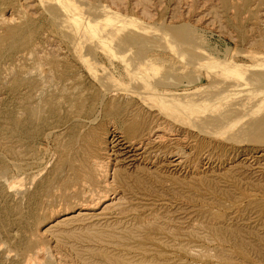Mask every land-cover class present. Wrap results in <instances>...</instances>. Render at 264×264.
Masks as SVG:
<instances>
[{
    "label": "rangeland",
    "instance_id": "1",
    "mask_svg": "<svg viewBox=\"0 0 264 264\" xmlns=\"http://www.w3.org/2000/svg\"><path fill=\"white\" fill-rule=\"evenodd\" d=\"M54 1L0 0V264H264V0Z\"/></svg>",
    "mask_w": 264,
    "mask_h": 264
},
{
    "label": "bare ground",
    "instance_id": "2",
    "mask_svg": "<svg viewBox=\"0 0 264 264\" xmlns=\"http://www.w3.org/2000/svg\"><path fill=\"white\" fill-rule=\"evenodd\" d=\"M60 1H62V0H60ZM60 1H59V0H56V1H54V4H55V5H56V4L59 5L58 3H60ZM79 1H81V0H79ZM48 2H49V1H48ZM57 2H58V3H57ZM62 2L64 3V1H62ZM69 2H70V1H69ZM63 3H61V4H62L61 7L63 6ZM70 3H71V2H70ZM75 3H76L77 5L79 4V3H77V2H75ZM75 3H74V4H75ZM84 3H85V2H84ZM49 4H50V3H49ZM52 4H53V1H52ZM64 4H65V3H64ZM67 4L69 5L68 2H67ZM67 4H66V5H67ZM81 4H82V1H81ZM57 5H56V9L59 8V7H57ZM80 6H81V5H80ZM61 7H60V8H61ZM63 7H64V6H63ZM72 7H73V6H72ZM60 8H59V10H60ZM65 8H66V7H65ZM65 8H64V9H65ZM70 8H71V7H70ZM70 8L68 9V11L70 10ZM74 8H77L76 5H75ZM78 8H80V7L78 6ZM56 9H55V10H56ZM66 9H67V8H66ZM74 10H75V9H74ZM74 10H72V11H74ZM85 10H86V9H85ZM83 11H84V10H83ZM87 11H89V10H87ZM66 12H67V10H64V11L61 10V12L56 10L54 13H56V16H57L56 18H58V16H59V17H60L59 20H63L64 16L67 15ZM77 12H78V10H77ZM95 12H96V11H95ZM68 13H69V12H68ZM70 13H72L71 10H70ZM70 13H69V14H70ZM100 13H101V11H100ZM73 14H74V13H73ZM75 14H76V13H75ZM90 14H91V13H89V15H88V17H87L88 19H91V18H89ZM52 15H53V14H52ZM86 15H87V14H86ZM67 16H69V15H67ZM80 16H81V15H80ZM93 16H94V15H93ZM110 16H111V15H110ZM110 16H109L108 18L106 17V18H107L106 20H110L111 23H112V22L114 23L113 20H115V19H114L115 16H114V18H112L113 16H112V17H110ZM70 17H71V14H70ZM91 17H92V16H91ZM75 18H76V17H75V15H74V19H73L74 21H72V18H67L68 20H63L62 22H61V21H60V22L63 23V26H65V27H66V26L72 27L73 25H76L77 21L79 22V20H80V19L77 20V19H75ZM78 18H79V17H78ZM94 18H95V17H94ZM64 19H65V18H64ZM69 19H70V22H69ZM82 19L84 20V16H83V18H81V20H82ZM112 19H113V20H112ZM116 20H119V19H116ZM86 21H88V20H86ZM94 21H95V20H94ZM123 21H124V20L120 21L121 25H119L118 27H117V25L112 24L113 27H115V29H120V30H116V31H117V34H118L119 31L121 32L122 30H124L123 32L126 33V30H125V29H127V28H126L127 26L125 27L124 24H126V22H123ZM80 22H82V21H80ZM84 22H85V20L83 21L82 27L84 26ZM101 22H102V21H101ZM110 22H109V23H110ZM85 23H86V22H85ZM98 23H99V21H98ZM122 23H123V24H122ZM129 23H131V26H130L129 24H127V25H129V27L131 28L133 22H130V20H129ZM86 24H87V23H86ZM104 24H105V23H104ZM115 24H116V23H115ZM135 24H136V22H135ZM93 25H94V24H93ZM96 25H97V22H96ZM99 25H100V23H99ZM136 25H137V24H136ZM184 25H186V24H184ZM134 26H135V25H134ZM172 26H173V25H172ZM182 26H183V25H182ZM189 26H190V25H189ZM60 27H61V26H60ZM69 27H68V28H69ZM73 27H74V26H73ZM79 27H80V25H79ZM82 27H80V32H81V29H84V27H83V28H82ZM87 27H88V26H86L85 28H87ZM96 27L99 29L98 26H96ZM139 27H140V25H139ZM141 27H142V26H141ZM141 27H140V28H141ZM146 27H147V26H146ZM170 27H171V25H170ZM176 27H177V29H178L179 26H176ZM185 27H186V26H185ZM101 28H103V24H102V27H101ZM134 28H135V27H134ZM140 28H139V29H140ZM173 28H174V27H173ZM173 28H171V29H172L173 31H174V30L176 31V28H174V29H173ZM183 28H184V27H183ZM66 29H67V28H66ZM74 29L76 30V28H74ZM89 29L91 30V29H92V26H91V28H89ZM103 29H104V28H103ZM115 29H114V30H115ZM132 29H133V28H132ZM144 29H145V28H144ZM147 29H148V28H147ZM169 29H170V28L167 29V32L169 31ZM187 29H188V26H187ZM64 30H65V29H64ZM70 30H71V28H70ZM94 30H95V29H94ZM94 30H93V32H89V34L91 33V35H93L94 32L96 31V33L94 34V36H96L97 40H99V41L102 40V41H103V42H101V43H100L99 41H97V42L100 43V44H102V45H103V43H104V45H107V47L110 46V48L113 49V54L115 53L116 55H119L120 52L123 53V51H125V50H122V49H121L122 51H119L120 48L117 49V46H118L119 44L117 45L116 41L113 40L114 38L111 39L112 35H111L110 33H109V34H110V35H109L108 32L106 31V33H107V34H106L105 32H102L103 30H102L100 33H98L97 30H95V31H94ZM99 30H100V29H99ZM67 31H68V29H67ZM67 31H66V32H67ZM86 31H87V30H85V32H86ZM104 31H105V30H104ZM136 31H137V30H136ZM136 31H135V32H136ZM148 31H149V30H148ZM175 31H174V32H175ZM181 31H182V30H181ZM181 31H180V32H181ZM80 32H79V34H80ZM123 32H122V33H123ZM169 32H170V31H169ZM18 33H19V32H18ZM69 33H72V35L75 34V33H73V30H72L71 32H69ZM82 33H83V32H81V35H82ZM137 33H138L139 35L136 34V33H134V32L131 33V35L133 36V39L135 38V36H136V37H138V36H143V37H144V34H143V33H145V37H146V33H147V32L144 31L143 33H142V32H141V33L137 32ZM178 33H179V32H178ZM84 34H85V33H84ZM127 34H128V36H127ZM134 34H135V35H134ZM167 34H168V33H167ZM175 34H176V33H175ZM179 34H180V33H179ZM179 34H178V35H179ZM188 34H191L190 36L192 37V35L194 34V32H191V33L189 32ZM72 35H71V36H72ZM75 35H77V33H76ZM114 35H115V34H114ZM123 35H124V33H123ZM125 35H126L127 37H126V36H125V37L123 36L122 39H125V40H127V39H128V40H129V39H132L131 36H130V38H129V35H130V34H129V31H127V33H126ZM13 36H14V35H13ZM87 36H88V35H87ZM110 36H111V37H110ZM120 36L122 37L121 33H120ZM183 36H184V38H186L185 36H187V35L183 33V35H182V40H183ZM188 36H189V35H188ZM75 37H76V36H75ZM83 37H85V36L83 35ZM113 37H114V36H113ZM165 37H166V36H165ZM70 38H71V37H70ZM86 38H87V37H85L84 39H86ZM140 38H141V37H140ZM140 38H139V40H140ZM174 38H175V37H174ZM194 38H196L195 35H194ZM74 39H75V38H74ZM89 39H90V37H89ZM137 39H138V38H137ZM137 39H136V40H137ZM143 39H144V38H143ZM153 39H154V38H153ZM176 39H178V37H176L175 40H176ZM186 39H187V38H186ZM201 39H202V38H201ZM72 40H73V38H72ZM79 40H81V39H79ZM144 40H145V39H144ZM151 40H152V39H151ZM165 40H166V39H165ZM179 40H181L180 37H179ZM184 40H185V39H184ZM184 40H183V41H184ZM187 40H188V39H187ZM202 40H203V39H202ZM73 41H74V40H73ZM75 41H76V40H75ZM75 41H74V42H75ZM87 41H88V39H87ZM196 41H197V40H196ZM32 42H33V41H32ZM70 42H71V41H70ZM77 42H79V41H77ZM149 42H150V41H149ZM164 42H165V41H164ZM187 42H188V41H187ZM26 43H27V42H26ZM131 43H133V42H131ZM142 43H143V41H142ZM189 43H191V39H190ZM72 44H73V43H72ZM78 44H79V51L76 50V49H77V47H76V49H75L76 51H75V52L78 51L79 53H81V56L85 57L86 60H87V57H89V56H87V55H88V53H89L90 51L88 52V50L86 49L87 47H84L86 44H82V43H78ZM81 44H82V45H81ZM96 44H97V43H96ZM100 44H99V45H100ZM127 44H128V43H127ZM134 44H135V43H134ZM172 44H173V42H172ZM178 44H179V42H178ZM187 44H188V43H187ZM83 45H84V46H83ZM129 45H130V44H129ZM132 45H133V44H132ZM175 45H176V42H175ZM184 45H185V43H184ZM189 45H190V44H189ZM197 45H199V44H197ZM73 46H74V45H73ZM125 46H126V45H125ZM133 46H134V45H133ZM145 46H146V45H145ZM122 47H123V46H122ZM139 47H140V46H139ZM103 48H104V47H103ZM197 48H198V47H197ZM86 50H87L88 53L86 52ZM91 51H92V50H91ZM145 51H146V50H145ZM107 52H110V51L107 50ZM31 54H32V53H31ZM111 54H112V53H111ZM79 55H80V54H79ZM89 55H90V54H89ZM93 55H94V54H93ZM124 55H125V54H124ZM146 55H147V54H146ZM90 56L92 57V54H91ZM110 56L113 57L112 55H110ZM147 56H148V55H147ZM32 57H33V56H32ZM111 57H110V58H111ZM120 57L122 58L121 53H120ZM120 57H119V58H120ZM123 57H125V56H123ZM33 58H35V57H33ZM93 58H94V57H93ZM110 58H109V59H110ZM125 58H126V57H125ZM127 58H128V57H127ZM42 59H43V58H42ZM81 59H82V58H81ZM94 59H95V58H94ZM91 60H92V59H91ZM122 60L125 61L124 59H122ZM126 60H127V59H126ZM128 61H129V60H128ZM86 62H87V61H86ZM90 62H93V60L88 62V66H89V67H90V66L92 67L94 64L92 65V64H90ZM94 62H95V64H96V61H95V60H94ZM125 62H126V61H125ZM125 62H124V63H125ZM263 62H264V61H263ZM97 63H98V62H97ZM122 63H123V62H122ZM127 63H128V62H127ZM89 64H90V65H89ZM125 64H126V63H125ZM43 65H44V64H43ZM126 65H127V64H126ZM133 65H134V64H133ZM242 65H243V64H242ZM88 66H87V68H88ZM130 66H131V65H130ZM130 66L128 65L127 68H129ZM134 66H135V65H134ZM35 67H36V66H35ZM44 67H45V65H44ZM91 67L89 68L90 71H92V70H91ZM96 67H97V66H96ZM135 67H136V66H135ZM234 67H237V65H236V66L234 65ZM238 67H239V66H238ZM240 67H241V65H240ZM243 67H244V66H243ZM245 67H246V65H245ZM36 68H37V67H36ZM67 68H68V67H67ZM94 68H95V66H94ZM127 68H126V69H127ZM137 68H138V67H137ZM263 68H264V67H263ZM24 69H25V68H24ZM33 69H35V68H33ZM92 69H93V68H92ZM96 69H97V68H95V70H96ZM130 69H131V71L133 72V73H132V76L134 75V77H131V76H130V75H131V72H129V70H128L127 72H129V73H130L129 76L135 80V79H136V78H135L136 75H135V71H134L135 68H133L134 70H132V68L130 67ZM38 70H39V69H38ZM260 70H261V69H260ZM260 70H259V71H260ZM40 71H41V70H40ZM45 71H46V70H45ZM263 72H264V71H263ZM39 73H40V72H39ZM91 73H92V72H91ZM129 73H128V74H129ZM58 75H59V74H58ZM41 77H44V75L41 76ZM133 79H132V81L134 82ZM43 80H44V79H43ZM155 80H156V79H155ZM176 80H177V79H176ZM241 80H243V79H241ZM231 81H232V80H231ZM29 82H30V81H29ZM42 82H45V81H42ZM176 82H177V81H176ZM107 83H108V82H107ZM135 83H136V82H135ZM135 83H134V84H135ZM226 83H227V82H226ZM43 84H44V83H43ZM122 84H123V82H122ZM162 84H163V82H162ZM44 85H45V84H44ZM108 85H109V84H108ZM118 86H119V85H118ZM133 86H134V85H133ZM139 86H140V85H139ZM173 86H174V85H173ZM199 86H201V85H199ZM211 86H212V85H211ZM214 86H215V85H214ZM214 86H212V88H213ZM50 87H51V86H50ZM134 87H135V86H134ZM121 88H122V87H121ZM139 88H140V87H139ZM143 88H145V87H143ZM204 88H207V87H198V89L195 90V91H188V89H184V90L181 91L180 93H177V92H176L177 94H176V97H175V98H176V100H178V101H177V102H178V103H177V106H179V105H178V104H179V101L181 102L183 99L186 100V101H188V103H190V100H191L192 97L195 95V93L200 92V90H202V89H204ZM208 88H210V87H208ZM212 88H210V89H212ZM128 90H129V89H128ZM137 90H138V89H137ZM137 90H135V91L138 92ZM144 90H145V89H144ZM149 90L151 91V92H150L151 94L149 93ZM149 90L147 91V89H146V91H147L150 95H152L153 91H152L151 89H149ZM140 91H141V88H140ZM142 91H143V89H142ZM146 91H145V92H146ZM31 92H32V91H31ZM145 92H142V94L144 93V94H143L144 97H146V96H145V95H146ZM155 92H157V94L159 95V97L162 96V95H160V94H164V92L162 93V90L160 91V89H159V90H155ZM249 92H250V91H249ZM256 92H257V93H256ZM258 92H260V93L262 94L261 96L264 97V93H263L264 91H262V88L260 89V88H257V87H256V90H254V91L248 93V95L251 94V96H254V95H255L254 93H256L257 97H259L261 100H264L263 97L259 96ZM62 93H63V92H62ZM140 93H141V92H140ZM140 93H139V94H140ZM170 93H174V92L172 91V92H170ZM170 93H169L168 96H171ZM245 93H247V92H245ZM155 94H156V93H155ZM166 94H167V93H166ZM150 95H149V96H150ZM213 95H214V94H213ZM222 95H223V94H222ZM245 95H247V94H245ZM245 95L243 96V94H242L241 97L238 95V96H239L238 99L241 100L242 98L245 97ZM28 96H29V95H28ZM153 96H155V95H153ZM153 96H152V97H153ZM168 96H167V98H168ZM164 97H165V95H164ZM208 97L211 98L210 96H208ZM150 98H151V97H149V99H150ZM157 98H158V97H157ZM167 98H166V99H167ZM170 98H171V97H170ZM175 98H174V100H173V99H172V100L170 99V100L172 101V104L175 103ZM209 98H207V99H209ZM212 98H213V96H212ZM223 98H224V97H223ZM259 98H258V99H259ZM147 99H148V98H147ZM149 99H148V100H149ZM189 99H190V100H189ZM216 99H217V98H216ZM238 99L236 98V100H238ZM25 100H26V99H25ZM145 100H146V99H145ZM150 100H151V99H150ZM154 100H155V99H154ZM230 100H231V99H230ZM119 101H120V100H119ZM119 101H118V102H119ZM129 101H130V100H129ZM131 101H132V100H131ZM158 101L160 102V101H163V100H160V99H159V100H157V102H158ZM164 101H165V100H164ZM166 101H167V100H166ZM225 101H226V100H225ZM228 101H229V100H228ZM228 101H226V102H228ZM259 101H260V100H259ZM125 102H126V101H125ZM154 102H155V101H154ZM183 102H184V104H185V101H183ZM226 102H225V106H226ZM231 102H232V100H231ZM120 103H121V101H120ZM167 103H168V102H167ZM207 103H208V102H207ZM223 103H224V102H222V104H223ZM163 104H164V103H163ZM26 105H27V104H26ZM39 105H40V104H39ZM116 105H119V104H116ZM164 105H165V107L167 106V104H164ZM186 105H187V103H186ZM230 105H232V104L230 103ZM120 106H121V105H120ZM124 106H125V105H123V107H124ZM173 106H174V105H173ZM173 106H172V107H173ZM177 106H176V107H177ZM212 106H213V105H212ZM227 106H229V105H227ZM82 107H83V106H82ZM117 107H119V106H117ZM165 107H164V108H165ZM214 107H215V106H214ZM24 108H26V107H24ZM84 108H85V107H84ZM84 108H83V109H84ZM119 108H120V107H119ZM124 108H125V107H124ZM167 108H170V107L168 106ZM227 108H228V107H227ZM29 110H30V109H29ZM165 111H166V110H165ZM171 111H173V110H171ZM77 112H78V111H77ZM29 113H30V112H29ZM31 113H36V108H35V110H34V108H32V112H31ZM111 114H112V113H111ZM172 115H173V114H172ZM79 117H80V116H79ZM108 117H109V116H108ZM111 117H112V116H111ZM66 118H67V117H66ZM140 118H141V117H140ZM67 119H68V118H67ZM26 120H27V119H26ZM34 120H35V119H34ZM57 120H58V119H57ZM68 120H69V119H68ZM138 120H139V119H138ZM75 121H76V120H75ZM139 121H140V120H139ZM144 121H145V120H144ZM86 122H87V121H86ZM141 122L143 123V121H141ZM136 123H137V121H136ZM145 123H146V122H145ZM150 123H151V122H150ZM150 123H149V125H150ZM100 124H101V123H100ZM143 124H144V123H143ZM151 124H152V123H151ZM131 125H132V124H131ZM138 126H139L140 129L143 127V126L141 127L140 125H138ZM145 126H148L147 123L145 124ZM152 126H153V125H152ZM152 126H150V127H152ZM157 126H158V125H157ZM135 128H136V127H135ZM144 128H145V127H144ZM144 128H143V129H144ZM143 129H142V131H143ZM153 130H154V129H153ZM153 130H152V131H153ZM131 131H132V130H131ZM150 131H151V129H150ZM150 131H149V132H150ZM93 132H94V131H93ZM146 132H147V130H146ZM146 132H145V133H146ZM90 133L92 134V131H91ZM138 133H139V132H138ZM140 133H142V132H140ZM75 134H76V133H75ZM91 134H90V135H91ZM143 134H144V132H143ZM84 135H88V133H87V134H84ZM94 135H95V133H94ZM92 136H93V135H92ZM92 136H90V137H92ZM95 136H96V135H95ZM142 136H143V135H142ZM148 136H149V135H148ZM78 137H79V136H78ZM82 137H83V136H82ZM90 137H89V138H90ZM105 137H106V136H105ZM87 138H88V137H87ZM93 138H95V137H93ZM83 139H85V138H83ZM142 139H143V138H142ZM159 139H160V138H159ZM91 140H92V139H91ZM91 140H90V141H91ZM93 140H94V139H93ZM85 141H86V140H85ZM140 141H141V140H140ZM151 141H152V140H151ZM87 142H88V141H87ZM93 142H94V141H93ZM93 142H92V143H93ZM142 142H143V141H142ZM62 143H63V142H62ZM88 143H89V142H88ZM86 144H87V143H85V145H86ZM63 145H64V144H63ZM83 145H84V144H83ZM87 145H88V144H87ZM89 145L92 146L91 142L89 143ZM60 146H61V145H60ZM66 146H67V145H65V147H66ZM27 147H28V146H27ZM164 147H165V146H164ZM66 148H67V147H66ZM66 148H64V149H66ZM82 148H83V147H81V149H82ZM84 148H85V146H84ZM27 149H28V148H27ZM88 149H90V148H88ZM78 150H79V149H78ZM58 151H59V149H58ZM82 151H83V150H82ZM35 152H36V151H35ZM85 152H88V151L85 149ZM90 152H91V151H90ZM162 152H164V151H162ZM91 153H92V152H91ZM91 153H90V154H91ZM27 154H28V153H27ZM64 154H65V153H64ZM67 154H68V153H67ZM79 154H80V153H79ZM84 154H85V153H84ZM87 154H88V153H87ZM65 155H66V154H65ZM70 155H71V154H70ZM72 155H73V154H72ZM93 155L95 156V154H93ZM78 156H80V155H78ZM78 156H77V158H78ZM82 156H83V154H82ZM82 156L80 157V159L82 158ZM89 156H90V155H88V157H89ZM84 157H85V156H84ZM126 157H127V156H126ZM73 158H74V157H73ZM94 158H96V156H95ZM64 159H65V158H64ZM64 159H63V160H64ZM85 159H87V156H86ZM81 160H82V159H81ZM83 160H84V159H83ZM64 161H65V160H64ZM64 161H63V164H64ZM71 161H72V159L70 160V162H71ZM75 161H76V160H75ZM67 162H69V161H67ZM70 162H69V163H70ZM73 162H74V160H73ZM80 162H81V161H80ZM171 162H172V161H171ZM78 163H79V161H78ZM84 163H85V160H84ZM70 164H71V163H70ZM74 164H76V163H74ZM74 164H73V165H74ZM97 164H98V163H97ZM97 164H96L95 166H100V165H101V164H100V165H97ZM78 165H80V164H78ZM78 165H77V166H78ZM84 165H85V164H82L83 168H82V166L80 165V166H81L80 168L84 169L86 176L88 175V176H93V177H94V172H95L94 170H96L97 167H96V168H95L94 166H93L94 168H93L92 166L90 167V164H88V167H87V166H84ZM86 165H87V164H86ZM93 165H94V164H93ZM102 166H103V165H102ZM86 167H87L88 169H86ZM61 168H62V167H61ZM75 168H77V167L75 166ZM102 168H103V167H102ZM106 168H108V167H106ZM91 169H93V171H91ZM58 170H59V169H58ZM74 170H75V169H74ZM74 170H72V171H74ZM76 170H77V169H76ZM107 170H108V169H107ZM98 171H99V170H98ZM100 171H101V170H100ZM61 172H62V171H61ZM80 172H81V171H80ZM80 172H79V173H80ZM82 172H83V170H82ZM106 172H107V171H106ZM77 173H78V172H77ZM60 174H61V173H60ZM96 174H98V173H96ZM118 174H119V173H118ZM58 175H59V174H58ZM74 175H75V174H74ZM81 175H82V174H81ZM99 175H100V174H99ZM61 176H62V175H61ZM83 176H85V175H83ZM97 176H98V175H97ZM97 176H95V178H96ZM100 176H101V175H100ZM107 176H109V174H107ZM107 176H106V177H107ZM115 176H116V175H115ZM75 177H77V176H75ZM79 177H80V175H79ZM116 177H117V176H116ZM85 178H86V177H85ZM88 178H89V177H88ZM104 178H105V177H104ZM90 179H91V178H90ZM92 179H93V178H92ZM86 180H87V178H86ZM96 180H98V179H93V180H91V181H90V180H88V181H90L91 184H97L98 187H99V182H97ZM14 181H15V180H14ZM104 181H105V180H104ZM106 181H108V180H106ZM12 182H13V181H12ZM13 183H14V182H13ZM17 183H18V182H17ZM104 183L108 185V182H104ZM9 184H10V183H9ZM15 184H16V182H15ZM11 185L15 186L14 184H11ZM97 185H96V186H97ZM13 186H12V187H13ZM91 186H92V185H91ZM96 186H94V188H95ZM47 191H48V190H47ZM92 193H93V192H92ZM106 199H107V198H106ZM97 203H98V202H97ZM97 206H98V204H97ZM95 208H96V206H95ZM79 212H80V211H79ZM81 212H83V211H81ZM85 212H86V211H85ZM90 214H91V213H90ZM79 215H80V214H79ZM79 215H78V216H79ZM83 216H85V215H83ZM80 220H81V219H80ZM85 236H87V235H85ZM94 237H95V236H94ZM81 238H82V237H81ZM88 238H89V237H88ZM106 240H107V239H106ZM31 248H32V247H31ZM103 249H104V248H103ZM39 250H40V249H39ZM40 251H41V250H40ZM92 252H93V251H92ZM104 255H105V254H104ZM30 258L32 259V257H30ZM35 258H36V257H35ZM122 258H123V257H122ZM33 259H34V258H33ZM33 259H32V260H33ZM29 260H30V259H29ZM35 261H37V260H35ZM125 261H126V260H125ZM32 262H33V261H32ZM89 262H90V260H89ZM52 263H53V262H51V264H52ZM56 263H57V262H56ZM115 263H116V262H115ZM33 264H34V263H33ZM125 264H126V263H125ZM131 264H132V263H131Z\"/></svg>",
    "mask_w": 264,
    "mask_h": 264
}]
</instances>
